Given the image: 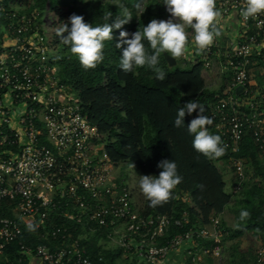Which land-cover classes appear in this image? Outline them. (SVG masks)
<instances>
[{
    "label": "built area",
    "instance_id": "2783aa9c",
    "mask_svg": "<svg viewBox=\"0 0 264 264\" xmlns=\"http://www.w3.org/2000/svg\"><path fill=\"white\" fill-rule=\"evenodd\" d=\"M244 4L245 0H215L221 34L197 53L203 70L214 67V55L227 73L222 98L206 113L224 152H237L242 136L251 132L264 160V13L245 20ZM37 17V11L0 3V264H92L79 234L71 233V222L90 232L110 228L106 235L116 246L133 250L144 264H161L186 242L189 264H206V254L220 264L218 216L207 226L190 227L155 243L169 232L172 219L141 215L128 187L114 181L110 162L95 142L96 127L82 114L75 91L59 82L47 34ZM233 17L237 26L230 34L226 21ZM255 68L263 71L257 83L251 81ZM237 86H243L242 91L237 93ZM228 162L233 190L239 191L252 171L240 157L230 156ZM28 223L36 225L33 232L40 241L23 240ZM202 239L210 240L209 247L198 246ZM13 242L17 255L10 257ZM263 261L261 243L249 264Z\"/></svg>",
    "mask_w": 264,
    "mask_h": 264
},
{
    "label": "trees",
    "instance_id": "16d2710c",
    "mask_svg": "<svg viewBox=\"0 0 264 264\" xmlns=\"http://www.w3.org/2000/svg\"><path fill=\"white\" fill-rule=\"evenodd\" d=\"M162 2L120 0L117 6L112 4V0H0L7 8L13 5L23 12L37 11L39 21L44 15H51V28L54 24L59 27L67 22L73 13L82 15L85 22L96 25L106 22V13L111 12L115 17L126 8L132 17L122 27L129 32L142 28L154 17L164 19L167 12ZM56 29L46 34L53 63L58 68L59 82L75 91L82 114L99 134L95 142L102 145L110 164L128 165L138 177L158 175L161 169L156 165L161 159H172L177 164L182 180L172 189L166 203L150 207L148 201L142 198L137 208L133 205L143 216L164 215L172 219L169 232L158 236L155 243L161 244L167 236L190 227L207 226L215 216L219 217L222 246L226 229L231 231L227 236L229 238L251 232L264 243V185L255 184L254 181L243 184L242 189L234 194L232 203L235 226H226L221 214L233 193L225 190V182L215 158H206L192 147V136L187 132L186 125L197 115L196 110L191 115L185 114V127L177 128L172 124L177 107L184 102L195 99L206 105L207 113L210 105L222 98L224 84L218 87L205 84L202 75L204 62L184 63L178 57L176 64L169 66L162 54L160 64L167 73L163 81L155 79L154 73L143 67L137 68L134 73H126L117 66L120 49L115 47V34L119 32L116 29L113 30V40L105 42L102 61L95 68L85 69L69 48L59 41ZM260 78L262 80V76ZM208 128L216 134L210 126ZM230 156L242 158L251 167L253 180L264 179V160L259 157L258 146L251 132L242 136L237 152L225 150L218 158L226 160ZM241 209L248 212L243 220L239 216ZM175 220H180V225L175 224ZM71 223V233L75 236L83 227ZM101 232L102 229L80 238L86 254L92 264H119L117 259L123 249L118 246L114 249L103 248L95 244L96 235ZM23 240L34 243L40 238L24 226ZM209 245L210 240L207 239L198 243L199 247ZM9 253L10 257L17 255L16 242L9 245ZM255 253L252 260L244 264L254 261ZM204 260L207 261L208 257H204ZM131 264H136V259ZM186 264H189L188 261Z\"/></svg>",
    "mask_w": 264,
    "mask_h": 264
},
{
    "label": "clouds",
    "instance_id": "9594fccd",
    "mask_svg": "<svg viewBox=\"0 0 264 264\" xmlns=\"http://www.w3.org/2000/svg\"><path fill=\"white\" fill-rule=\"evenodd\" d=\"M119 3L120 0H112V4L119 6ZM162 4L169 14L167 19L154 17L142 28L132 32L122 27L132 17L125 8L115 17L111 12L106 13V22L96 25L85 22L82 15L73 13L67 22L56 29V36L75 55L81 67L89 69L102 61L105 42L112 41L113 30L118 29V34H115V47L120 49L118 68L126 73H134L137 68L143 67L151 70L155 79L163 81L167 73L160 64L162 54L167 53L175 59L185 54L186 27L192 29L194 45L201 51L220 36L221 30L217 27L216 18L220 13L215 8V0H163ZM261 13H264V0H245L241 9L245 20L250 17L254 19ZM193 110H196L197 115L186 125L187 132L192 136V147L206 158L221 156L224 146L221 136L209 131L208 126L212 125L213 119L206 114V105L195 99L184 102L176 109L173 127H185V114L191 115ZM156 166L161 169L158 175H140L138 180L139 190L150 207L166 203L172 195V189L182 180L175 160L164 158ZM239 216L241 220L245 219L247 210L241 209ZM35 228V224H27L30 231Z\"/></svg>",
    "mask_w": 264,
    "mask_h": 264
},
{
    "label": "rangeland",
    "instance_id": "374dc122",
    "mask_svg": "<svg viewBox=\"0 0 264 264\" xmlns=\"http://www.w3.org/2000/svg\"><path fill=\"white\" fill-rule=\"evenodd\" d=\"M16 9L17 6H14ZM19 10V9H18ZM169 16L168 13H166V15L163 17L164 19H167ZM51 15H44L42 17V29L44 31V33H49L53 28H58V24H54L53 28H51ZM185 32H186V36H187V43H186V51L185 54L183 56L180 57V61L184 62V63H191V62H195L198 61V57L200 58V55H198L199 53L198 50L196 49L195 45H194V41H193V36L194 33L192 31V29L190 27H186L185 28ZM226 38V36H224ZM212 61L214 62V67L210 70V71H205L203 70L202 75L204 78V81L206 84H208L211 87H218L220 86V84H224V82L227 79V73L222 70L219 67V62L217 60V58L212 55ZM258 69H253V76H251V79L253 80V82H260L261 81V74L258 73ZM99 152L100 154H103V147L102 145H99ZM226 163H228V159H226ZM109 164V163H108ZM110 168H114L113 170V179L114 181L117 182H122L121 179L123 178L124 184L128 187V189L130 190V198H131V193L134 191L133 188H131V186H136L137 187V191L135 190L132 193V200L140 199L142 196L141 191L139 190V186H138V178L137 176L133 173L132 169L130 166L126 165V166H113L112 164H109ZM247 165V164H246ZM249 168H251L249 165H247ZM255 182V184H261L264 185V179L257 178L255 180H253L252 175H248V178L245 181V184H250L251 182ZM228 192H230L229 187L226 185L225 188ZM132 191V192H131ZM233 194H236L233 192ZM135 195V196H134ZM234 197L235 195H232V199L228 202V204L225 206V210L222 213V219L225 221L226 226L229 227H234L235 223H236V217L234 215L233 212V208H232V203L234 201ZM231 231H229L228 229H226L225 231V237L223 240V246L226 248L227 253L231 254L232 257V261H230L229 263H227V259L224 260V264H244L245 262L243 260L240 259L241 258H246V262H249L252 260L256 247L258 245H260L262 242L260 241V239L258 238L259 236H253V233L249 232L248 234H244L238 238H229L227 237L228 234ZM85 236H81L80 238H83ZM112 240L107 239V241H105L104 238L101 237H96L95 240V244H99L101 245L103 248H113L112 247ZM228 255V254H227ZM214 264H218V262H215Z\"/></svg>",
    "mask_w": 264,
    "mask_h": 264
},
{
    "label": "crops",
    "instance_id": "0c3cea01",
    "mask_svg": "<svg viewBox=\"0 0 264 264\" xmlns=\"http://www.w3.org/2000/svg\"><path fill=\"white\" fill-rule=\"evenodd\" d=\"M226 25H227V28L229 29V33L231 34L232 32H233V30L236 28V26H237V20H236V18H230V19H228L227 21H226ZM229 34V35H230ZM257 69V68H256ZM258 73H262L263 74V71L261 70V68H258ZM261 74V75H262ZM206 84V83H205ZM207 86H209L208 84H206ZM209 87H211V86H209ZM100 153V152H99ZM100 155H104V153L103 154H100ZM259 157H260V154H259ZM243 160V159H242ZM243 162H244V160H243ZM215 164H216V166H217V168L219 169V171L221 172V174H222V176H223V180H224V182H225V188H226V185L229 187V190H230V192L231 193H236V192H238V191H234L233 190V184H234V182H235V179H234V177H233V173H232V170H231V168L229 167V162L228 163H226V160H222V159H220V158H218V157H215ZM244 164H245V166L247 167V169H249V171L251 170L252 171V169L251 168H249L247 165H246V163L244 162ZM115 167V166H114ZM113 170H114V168H113ZM113 170H112V173H113ZM137 178L139 179V177L137 176ZM118 180H121L123 183L125 182V181H123V178H121V179H118ZM245 183V182H244ZM131 188H133L134 189V191L136 190L137 191V187L136 186H131ZM242 189V188H241ZM240 189V190H241ZM226 190V189H225ZM239 190V191H240ZM133 191V192H134ZM227 191V190H226ZM132 192V191H131ZM132 192V193H133ZM132 193H131V201H132V204L137 208L138 207V205H140L141 204V201H142V198H144V196H143V194H142V196H141V198L140 199H138V201H137V199H136V197H135V199H133L132 200ZM234 195V194H233ZM135 196V195H134ZM231 202V201H230ZM224 212V211H223ZM222 212V213H223ZM221 216H222V214H221ZM110 228H106L104 231H102L101 233H98V235H96L97 237H101V238H104L105 239V241H107V239H110V240H112L113 241V239L114 238H112V237H110V236H108V235H106V232L109 230ZM95 232H90L89 230H87L86 232H85V228L83 227V228H80V233H78L79 234V238L81 237V236H86V235H93ZM81 241V240H80ZM97 245H99V244H97ZM112 247H113V249L114 248H116V244H115V242L113 241L112 242ZM187 245H189V243L188 242H186V243H184L180 248H177V249H175V250H171L169 253H168V255H167V257L164 259V261L161 263V264H186L187 263V257H186V254H185V248H186V246ZM223 247V246H222ZM257 248V247H256ZM228 254V255H227ZM208 257V260L207 261H205L206 262V264H208V263H210V264H214L215 262H217L214 258H212L210 255H208V254H206V255H204V257ZM136 259V264H144L139 258H137V255H136V253L132 250H127V251H125V250H122V253L119 255V257H118V259H117V262L119 263V264H131L132 262H133V260H135ZM225 259H227V263H229L230 261H232V257H231V254H229V253H227V250H226V248L224 247V249H223V259H222V261H221V263L220 264H224V260ZM240 259L241 260H243L245 263H247L246 262V258H241L240 257ZM219 264V263H218Z\"/></svg>",
    "mask_w": 264,
    "mask_h": 264
},
{
    "label": "water",
    "instance_id": "95a60500",
    "mask_svg": "<svg viewBox=\"0 0 264 264\" xmlns=\"http://www.w3.org/2000/svg\"><path fill=\"white\" fill-rule=\"evenodd\" d=\"M163 56H164V59L166 60V62L169 66H173L176 64V59L171 58L167 53H164ZM242 89H243V86H237L236 92L238 93V92L242 91Z\"/></svg>",
    "mask_w": 264,
    "mask_h": 264
}]
</instances>
